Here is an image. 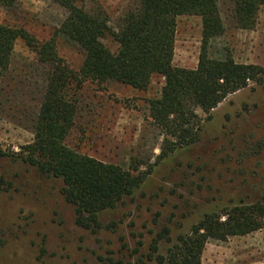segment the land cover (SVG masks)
<instances>
[{"label":"rangeland","instance_id":"1","mask_svg":"<svg viewBox=\"0 0 264 264\" xmlns=\"http://www.w3.org/2000/svg\"><path fill=\"white\" fill-rule=\"evenodd\" d=\"M115 27L132 0H96ZM226 34L211 43L208 55L264 68V8L253 30H239L232 21L231 0H218ZM87 9L94 3L86 2ZM68 13L54 0H19L12 9L0 7V25L24 28L39 42L50 40ZM202 21L177 20L174 65L194 70L203 53ZM112 51L117 46L104 41ZM60 56L76 71L83 51L67 38L58 40ZM49 68L19 40L10 71L0 89V151L12 157L32 144ZM165 80L155 76L146 91L118 83L85 86L79 118L67 145L101 162L141 171L155 165L164 137L151 125L149 101L161 96ZM204 120L199 140L154 166L136 191L134 202L99 215L98 233L75 224V210L62 196L63 183L40 177L25 166L0 160V176L16 183L0 196V264H139L155 237L170 229L171 242L160 244L167 256L180 236L207 214L257 202L264 204V85L250 84L230 96ZM19 175V176H17ZM139 248V254H134ZM134 254V256H133ZM145 264H157L144 258ZM202 264H264V230L227 242L210 241Z\"/></svg>","mask_w":264,"mask_h":264},{"label":"trees","instance_id":"2","mask_svg":"<svg viewBox=\"0 0 264 264\" xmlns=\"http://www.w3.org/2000/svg\"><path fill=\"white\" fill-rule=\"evenodd\" d=\"M18 1L0 0V7L12 9ZM54 1L68 17L48 41L39 42L24 28L0 25V89L19 40L25 42L41 65L50 69L33 143L12 157L0 151V160L11 159V164L34 170L42 178L61 181L62 196L75 210L76 226L98 234L104 228L99 218L102 212L126 205L128 200L134 202L136 191L153 173L154 166L198 142L204 123L199 111L211 120L213 111L230 96L250 84L264 85V68L238 64L228 51L224 59L208 55L211 43L226 34L218 0H132V6L123 12L115 27L96 0ZM87 1L94 6L87 9ZM231 4L236 28L253 30L264 0H231ZM180 17H198L202 21L203 53L194 70L174 65ZM61 37L83 51L85 60L79 71L60 56ZM106 39L117 46L116 52L106 46ZM155 76L162 77L165 84L161 96L149 101L150 126L164 137L154 166L141 171L140 162L134 161L130 169H124L82 155L67 145L79 118L85 86L103 87L114 82L146 91ZM15 190V181L0 176V196ZM262 230L264 204L259 202L207 214L189 235L178 238L167 256L159 254L160 244L171 242L170 229H163L155 237L151 253L142 255L139 264H145L144 258L157 264H202L210 241L227 242ZM142 246L138 245L135 255Z\"/></svg>","mask_w":264,"mask_h":264}]
</instances>
